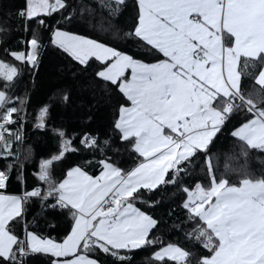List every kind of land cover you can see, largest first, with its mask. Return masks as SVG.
Returning <instances> with one entry per match:
<instances>
[{
  "label": "snow or ice",
  "instance_id": "obj_1",
  "mask_svg": "<svg viewBox=\"0 0 264 264\" xmlns=\"http://www.w3.org/2000/svg\"><path fill=\"white\" fill-rule=\"evenodd\" d=\"M125 2L114 0L113 8L98 0L110 16L118 15ZM136 3L137 23L126 35H134L162 56L154 63L59 30L53 32L52 43L80 64H86L90 57L104 64L97 76L117 85L131 103V107H120L115 127L120 139L132 144L140 162L125 172L102 160L103 170L95 177L76 167L57 185L50 182L49 168L69 150L70 142H63L59 155L41 161L39 179L50 183L44 199L56 196L51 207L73 210L71 232L62 243L29 231L25 240H19L10 222L23 215L28 198L39 197L41 190L23 196L0 194V258L16 262L18 248L20 256L27 251L50 254L54 258L51 264H99L87 255L98 249L123 261L126 257L120 250L157 242L148 238L157 221L134 206L141 190L152 192L162 184L176 183L197 153H207L232 114L246 110L253 116L231 134L248 149L264 152V0ZM65 7V0H26L19 15L43 26L40 17ZM28 43L26 53L10 55L34 66L40 42L33 35ZM258 65L254 83L259 88L257 99H253L252 93L245 95L242 81L251 77ZM16 75L15 66L0 61V79L12 81ZM6 99L0 91V105ZM15 112L16 108H9L0 115V154H11V144L3 132L14 122ZM46 112L42 109L38 119ZM81 143L95 145L96 140L86 136ZM205 163L210 185L197 182L194 189H183L188 196L183 206L191 214L189 218H199L204 225L197 229L196 238H203V247L211 253L201 256L198 264H264V176L254 178L244 172L236 185L223 176L217 178L210 157L205 156ZM169 175L171 179L166 178ZM7 179L8 173L0 171V189L6 187ZM66 257L72 258L57 259ZM165 257L175 264H189L190 253L169 244L154 254L156 260Z\"/></svg>",
  "mask_w": 264,
  "mask_h": 264
},
{
  "label": "trees",
  "instance_id": "obj_2",
  "mask_svg": "<svg viewBox=\"0 0 264 264\" xmlns=\"http://www.w3.org/2000/svg\"><path fill=\"white\" fill-rule=\"evenodd\" d=\"M104 2L116 7L114 0ZM65 3L64 9L40 17L45 22L41 26L35 19L27 20L19 15L25 8V0H0V61L18 69L12 81L0 79V91L7 98L0 110L17 109L12 114L11 127L19 136L15 158L0 154V171L8 173L6 187L0 193L23 196L25 192L41 190L39 197L28 198L23 215L10 222L13 234L21 241L25 240L26 231L56 242H61L70 232L73 210L51 207L56 204V196L45 200L50 183L39 179L41 161L59 155L63 142H70L69 150L49 168L50 182L57 185L70 167H79L94 176L102 160L127 172L141 159L132 150L131 143L120 139L121 134L115 127L120 107H128V102L117 85L97 76L104 64L94 58L80 64L52 43L53 32L59 30L95 40L145 63L162 59L143 41L126 35L134 31L137 23L138 7L134 0H126L120 13L112 16L108 8L99 6L98 0H65ZM33 35L40 42L37 62L34 66L19 64L10 53H26ZM260 67L242 81L245 95L252 93L253 99H257L255 92L259 86L255 85L254 77ZM42 109L47 112L40 120ZM251 116L246 110L232 114L207 153H197L191 164L185 165L186 170L180 173L176 183L162 184L152 192L141 190L134 206L157 221L148 237L156 240L155 244L120 250V255L126 257L123 261L98 249L87 253L89 258L99 264H175L167 258L154 259L155 252L169 244L189 252V264H198L201 256H210L203 247V238H196L197 229L204 227L203 222L199 218L190 219L191 214L183 206L187 197L183 189L192 190L197 182L205 187L210 185L205 156L211 158L217 178L223 176L232 184H239L244 172L254 178L264 176V152L248 149L231 134ZM86 136L95 138V145L81 143ZM244 152L248 155L244 156ZM166 178L171 179V175ZM16 251V262L0 258V264H51L54 259L49 254L27 249L24 256H20L18 248Z\"/></svg>",
  "mask_w": 264,
  "mask_h": 264
},
{
  "label": "built area",
  "instance_id": "obj_3",
  "mask_svg": "<svg viewBox=\"0 0 264 264\" xmlns=\"http://www.w3.org/2000/svg\"><path fill=\"white\" fill-rule=\"evenodd\" d=\"M6 112V111H5ZM4 111L0 110V115L5 113ZM0 123H3L2 120H0ZM3 136L6 142L11 144V148L9 149L10 151V155L7 154H1V156L4 157H11V158H15L16 157V153H15V149H16V143H17V139L16 137L18 136L17 131L15 130L14 127H11V124H7L6 125V130L3 132ZM0 153H3V147L2 145H0ZM1 190V189H0Z\"/></svg>",
  "mask_w": 264,
  "mask_h": 264
},
{
  "label": "crops",
  "instance_id": "obj_4",
  "mask_svg": "<svg viewBox=\"0 0 264 264\" xmlns=\"http://www.w3.org/2000/svg\"><path fill=\"white\" fill-rule=\"evenodd\" d=\"M134 1L136 2V0H134ZM52 36H53V35H51V39H52ZM138 39H139V38H138ZM28 46H29V44H28ZM56 46H57V45H56ZM147 46H148V45H147ZM29 47H30V46H29ZM148 47H150V46H148ZM28 50H29V48L27 49V51H28ZM27 51H26V52H27ZM67 55H68V53H67ZM68 56H69V55H68ZM69 57H71V56H69ZM12 58H13V57H12ZM71 58H72V57H71ZM90 58H94V60H95L96 62L101 63L100 61L96 60L95 57H90ZM13 59H14V58H13ZM77 62H78V61H77ZM18 63H19V62H18ZM27 64H28V63H27ZM28 65H29V64H28ZM29 66H30V65H29ZM127 75H128V77L130 78V76H131L130 71L127 73ZM99 78H100V77H99ZM102 80H103V79H102ZM108 83H111V82H108ZM121 94H122V93H121ZM122 96H124V95L122 94ZM124 97H125V96H124ZM125 100L128 102V107H131V103H130V101H128V100L126 99V97H125ZM119 116H120V111H119V113H118L117 120L119 119ZM252 118H253V116L250 117V119H252ZM250 119H248V120H250ZM117 120H116V121H117ZM246 122H247V121H246ZM242 124H243V123H242ZM242 124H240L239 126H237V127L235 128V130L238 129ZM234 138L237 139L236 137H234ZM137 155H138V154H137ZM136 165H137V164H136ZM136 165H134L132 168H134ZM73 168H76V167H73ZM73 168L70 167V168H68V169L65 171L64 179L67 178V173H68V171L71 170V169H73ZM132 168H131V169H132ZM131 169H130V170H131ZM102 170H103V166L101 165V166H99V170H98V172H97L93 177L100 175V173H101ZM64 179H63V180H64ZM63 180H62V181H63ZM62 181H61V182H62ZM237 185H238V184H237ZM0 194L6 195V194H4V193H0ZM12 195H13V194H11L10 196H12ZM14 196H19V195H14ZM187 199H188V196L186 197L185 200H187ZM73 224H74V221H73V223H72V226H73ZM72 226H71V229H72ZM71 229H70V232H71ZM70 232H69V233H70ZM69 233L66 235V237L69 235ZM66 237H65V238H66ZM65 238H64V239H65ZM64 239H63V240H64ZM63 240H62L61 242H57V243H62ZM164 247H167V245H164V246H162L161 248H164ZM161 248H160V250H161ZM160 250H158V251H160ZM155 253H156V252H155ZM49 255H50V254H49ZM71 258H72V257L57 258V259H71ZM165 258H167V257H165ZM90 259H91V258H90Z\"/></svg>",
  "mask_w": 264,
  "mask_h": 264
},
{
  "label": "rangeland",
  "instance_id": "obj_5",
  "mask_svg": "<svg viewBox=\"0 0 264 264\" xmlns=\"http://www.w3.org/2000/svg\"><path fill=\"white\" fill-rule=\"evenodd\" d=\"M25 7H26V0H25ZM12 57H13V56H12ZM14 60H15V59H14ZM15 61H16V62H19V64H20V63H27V62H21V61H17V60H15ZM29 65H30V64H29ZM29 65H28V66H29ZM30 66H31V65H30Z\"/></svg>",
  "mask_w": 264,
  "mask_h": 264
}]
</instances>
